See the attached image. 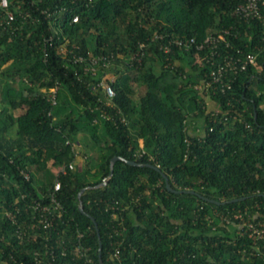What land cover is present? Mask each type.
<instances>
[{"label":"trees","instance_id":"trees-1","mask_svg":"<svg viewBox=\"0 0 264 264\" xmlns=\"http://www.w3.org/2000/svg\"><path fill=\"white\" fill-rule=\"evenodd\" d=\"M244 1L0 4V264H34L45 248L26 231L31 203L49 200L57 178L64 219L48 233L64 238V264L86 263L72 250L79 230L91 264H101L100 242L105 264H264V236L250 226L264 228V4L261 17H245ZM225 29V40H207ZM249 52L257 63L231 87L206 89L214 61ZM93 54L111 66L94 71ZM114 155L155 163L173 187L195 191H173L160 170L125 159L97 186Z\"/></svg>","mask_w":264,"mask_h":264},{"label":"built area","instance_id":"built-area-1","mask_svg":"<svg viewBox=\"0 0 264 264\" xmlns=\"http://www.w3.org/2000/svg\"><path fill=\"white\" fill-rule=\"evenodd\" d=\"M0 4L2 6L7 7L9 5L8 0H0ZM264 4V0H245L244 2L240 3L237 7V12L242 14L245 17H255V16H262V5ZM9 18H14V13L12 11L8 12ZM73 21H77L79 19L78 14H74L72 17ZM228 29H225L224 32L218 33V35L209 36L207 40L218 41L219 39H226L225 32H227ZM195 41L194 37H191L187 41L183 39H170V42H167L165 44V49L169 50L171 48V44L173 42L177 44H183L186 46H189V43L192 44V42ZM145 43L143 42L141 46H144ZM199 47H202L204 43L198 44ZM77 59H85L83 55H80L77 57ZM101 63L104 67L109 68L111 65V60L107 58L106 56L101 55H92L91 57V67L96 71V63ZM215 64L214 67L210 70V78L205 81L204 84H199V88H205L210 89L209 87L215 86L217 88L220 84L223 85V90H225L226 87H231L232 82L236 76L237 73L241 72L242 70L246 69L249 64H255L257 63V57L256 54L253 52H249L244 56H226L224 60H219L218 62H213ZM88 67V66H87ZM112 77V76H111ZM114 77H112L113 79ZM99 86H103L106 94L109 97H113L115 95V90L113 85L110 81L106 80V78H102L98 82ZM205 86V87H204ZM52 100L54 103L57 102V86L52 88ZM97 121V119H95ZM71 167H73V163L70 162L69 164ZM63 169L65 170V167L63 166ZM23 172L25 173V176L27 178L30 177V173L23 169ZM62 182L60 179H56L53 190L43 196H49V200H35L34 203H31L32 207L34 208V213L31 215L30 219V225L33 227L34 230H27L28 237L32 238L39 237L40 234L45 238L44 241V249L37 248L35 250V262L34 264H64L59 259V253L58 250L62 255H65L67 252V246L62 245L65 241L64 238H62L60 235L55 237V241H51V236H49L48 230H51L56 226L57 223H59V220L64 219V205L62 204L61 200L58 197L57 191L61 188ZM250 226H253V231L251 232V235H256L258 237L264 236V228L261 226H255L253 223H250ZM39 229L45 230L46 234H43L42 232H38ZM64 230H66L64 228ZM84 235L82 231H78L79 239L74 244V247L72 250L76 253V255H79L82 258H85V264H91L93 261V257L90 255V246L85 245L84 242L81 240V237ZM119 254V250H116V255ZM68 264V263H67ZM69 264H80L75 261V263H69Z\"/></svg>","mask_w":264,"mask_h":264},{"label":"water","instance_id":"water-1","mask_svg":"<svg viewBox=\"0 0 264 264\" xmlns=\"http://www.w3.org/2000/svg\"><path fill=\"white\" fill-rule=\"evenodd\" d=\"M118 159H125L128 163L135 164V165H149V166L155 167L156 169L160 170L163 173V175L165 176V180H166V184H167L168 188L171 189V190H173V191H192V192L195 191L194 189H182V188H175V187H173V185L171 184V181H170L169 176L167 175L166 172H164L162 170V168L159 165H157L155 163H152V162H141V161H137L135 159L126 158L123 155H114L112 157V159H111V171H110V174L104 179V181H102L101 183H99L97 186L104 185V184L107 183L109 177H111L113 175V173H114L115 162ZM88 187H90V186L83 187L81 189V191H80V194H82V192L85 189H87ZM203 197H205L207 199H210V200H213V201H216L218 203H224L226 201H236V200H240V199L245 198V196H241V197H233V198L228 199V200H220V199L210 198L208 196H203ZM80 208L82 209L83 212L87 213V211L84 208V204H83V201L82 200L80 201ZM92 219L95 221V224H96V227H97L99 236H100L101 233H100L99 224H98V222H97V220H96V218L94 216H92ZM99 257H100L101 264H105V262L103 260V256H102V242H100Z\"/></svg>","mask_w":264,"mask_h":264},{"label":"rangeland","instance_id":"rangeland-1","mask_svg":"<svg viewBox=\"0 0 264 264\" xmlns=\"http://www.w3.org/2000/svg\"><path fill=\"white\" fill-rule=\"evenodd\" d=\"M65 50V49H64ZM108 73V75L109 76H112V77H116V75L118 74V71L117 70H111V71H109V72H107ZM136 89H137V94H136V96L137 97H139V96H141V94L144 92V88L141 86V85H138L137 84V86H136ZM212 106L213 105H211V109H212ZM2 108V102H1V100H0V109ZM21 111V109H18L17 110V112H20ZM140 141H141V143H143V139L142 138H140ZM79 157H80V155H79Z\"/></svg>","mask_w":264,"mask_h":264}]
</instances>
